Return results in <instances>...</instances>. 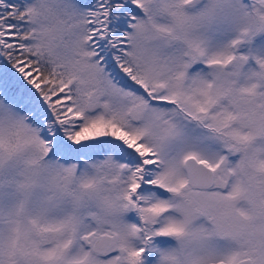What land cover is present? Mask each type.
I'll return each mask as SVG.
<instances>
[{"label": "snow or ice", "instance_id": "6c2138e0", "mask_svg": "<svg viewBox=\"0 0 264 264\" xmlns=\"http://www.w3.org/2000/svg\"><path fill=\"white\" fill-rule=\"evenodd\" d=\"M0 264H264V0H0Z\"/></svg>", "mask_w": 264, "mask_h": 264}]
</instances>
